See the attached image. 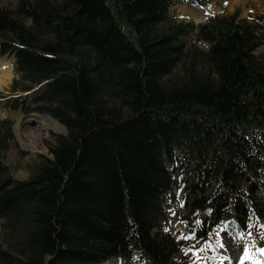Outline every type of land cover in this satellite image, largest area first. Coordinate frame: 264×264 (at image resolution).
Instances as JSON below:
<instances>
[{
	"label": "trees",
	"instance_id": "trees-1",
	"mask_svg": "<svg viewBox=\"0 0 264 264\" xmlns=\"http://www.w3.org/2000/svg\"><path fill=\"white\" fill-rule=\"evenodd\" d=\"M210 3L20 0L15 13L0 10V56L14 57L18 77L10 92L47 82L11 108L66 130L26 181H0V264H184L182 244L160 229L181 189L184 233L199 246L223 221L243 233L264 223L262 28L238 12L167 26L171 8ZM192 33L206 52L179 41Z\"/></svg>",
	"mask_w": 264,
	"mask_h": 264
},
{
	"label": "rangeland",
	"instance_id": "rangeland-1",
	"mask_svg": "<svg viewBox=\"0 0 264 264\" xmlns=\"http://www.w3.org/2000/svg\"><path fill=\"white\" fill-rule=\"evenodd\" d=\"M19 1L20 0H0V10L15 13ZM30 1L35 2L37 0ZM51 3L54 5H60L62 0H51ZM235 12H238L240 20H246L260 25L262 28L261 34L264 35V0H213L209 6L197 11H192L182 4H179L170 10L167 26H173L179 23H204V21L208 19L218 16L232 15ZM22 23L25 27L30 26L29 21L22 20ZM123 30L128 34L129 29L126 26ZM43 35L42 40H48L51 37L50 33ZM179 41L185 44L187 48L196 44L194 42V34L180 37ZM196 47L203 52H206L207 50V46L203 44H196ZM254 56L258 60L264 61V42L254 51ZM3 61H11L12 63L9 64L10 79L5 86L0 87V162L5 168V170L0 173V181L10 177L15 181L21 182L26 181L29 178L30 169L37 163V158L39 156L51 159L49 147L54 143V137L61 136L65 131L62 128L63 132L49 130L45 135L40 133V140L33 150L28 149V146L24 145L25 143L20 142L18 138V130L16 128L17 120L20 119L23 121L21 130L28 133L39 126L37 121H34V117L43 116L45 113L32 112L31 114L24 115L19 110H11L10 101L17 97H25V99L27 97L26 102H28L39 95L44 85L33 89L29 94H26L27 96L21 93H11V82L16 78L13 74L14 61L12 57H0L1 64H5ZM182 69L180 68L175 72L177 77H179L181 73L183 74ZM32 116L33 118H31ZM6 122L10 123L9 133H7L5 129ZM179 195L180 194L178 193L177 196L179 197ZM258 196L259 201L264 206V189L259 192ZM176 204L169 205L167 208L168 221L166 226H164V231L176 241L190 243L192 241L191 237L184 236L182 232L184 225L178 216L179 207L176 206ZM172 215H174V218L171 217ZM173 220L176 222V228L170 226L171 223L173 224ZM1 223L2 222L0 221V225ZM185 237L188 238L185 239ZM221 242L224 245L223 247L219 246ZM261 249H264V225H257L252 228L250 232L242 236L223 227L222 229H216L212 233L208 243L204 244L201 248L196 250L183 249L180 254L187 264H250V261L257 264H264V252H262ZM245 250H247V255L250 260H247L248 258H246L247 255L245 254ZM233 258L235 261L231 260ZM113 264L118 263L114 262ZM125 264H134V261Z\"/></svg>",
	"mask_w": 264,
	"mask_h": 264
},
{
	"label": "bare ground",
	"instance_id": "bare-ground-1",
	"mask_svg": "<svg viewBox=\"0 0 264 264\" xmlns=\"http://www.w3.org/2000/svg\"><path fill=\"white\" fill-rule=\"evenodd\" d=\"M4 63L5 64L0 63V87L5 86L10 79V65L9 64L12 62L6 61ZM45 115L46 114H43V116H40V117H34V121L35 122L37 121V124H39V126L28 133H25L21 130L23 126V121H21L20 119L17 120L16 128L18 130V138L20 142H23L25 143L24 144L25 146H28L27 147L28 149H31V150L34 149L35 145L40 140V133L45 135L47 134L49 130L54 131V132H63L62 127L57 122L53 121L52 118L50 119L48 115L47 116ZM31 118H33V116ZM107 264H113V262L107 263Z\"/></svg>",
	"mask_w": 264,
	"mask_h": 264
},
{
	"label": "snow or ice",
	"instance_id": "snow-or-ice-1",
	"mask_svg": "<svg viewBox=\"0 0 264 264\" xmlns=\"http://www.w3.org/2000/svg\"><path fill=\"white\" fill-rule=\"evenodd\" d=\"M188 237H185V239H187ZM219 246L220 247H223L224 245H223V243L221 242L220 244H219ZM261 251L262 252H264V249H261ZM245 254L247 255V250H245Z\"/></svg>",
	"mask_w": 264,
	"mask_h": 264
}]
</instances>
